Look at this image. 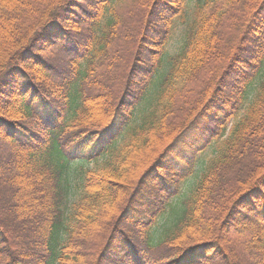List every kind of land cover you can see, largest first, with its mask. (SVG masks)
Instances as JSON below:
<instances>
[{
	"label": "trees",
	"instance_id": "trees-1",
	"mask_svg": "<svg viewBox=\"0 0 264 264\" xmlns=\"http://www.w3.org/2000/svg\"><path fill=\"white\" fill-rule=\"evenodd\" d=\"M185 1L117 0L95 34L111 0H0V264H264V77L214 156L194 147L263 65L264 0H195L150 110L114 143ZM104 155L59 241L71 162Z\"/></svg>",
	"mask_w": 264,
	"mask_h": 264
},
{
	"label": "rangeland",
	"instance_id": "rangeland-1",
	"mask_svg": "<svg viewBox=\"0 0 264 264\" xmlns=\"http://www.w3.org/2000/svg\"><path fill=\"white\" fill-rule=\"evenodd\" d=\"M117 0H111L110 4H108L105 14L103 17H101L98 21L97 24L93 26V30L95 34H100L101 30L104 29L107 20L112 18V6ZM195 0H186L184 5V9L182 14L176 15L173 17V21L171 22V25L168 30H165L163 37V51H162V58L160 60L161 66L158 68L157 73L155 74L154 77V82L150 85V88L147 90V93L145 96H143V102L136 108L137 111L135 113L133 121L127 123L124 125L122 128H120L119 131V126L114 125L112 127V131L117 130L119 132V135L115 139V144L116 146H119L123 144V142L127 139L128 137V132L130 129H132L135 125H137L140 121L142 116L145 115V113L150 110V106L155 100V96L158 93V84L161 82L160 80L164 78L166 72L169 69V58L175 53H177L182 45H183V40H182V35L183 31H185V28L187 27L185 21L189 19V16L192 11V6ZM60 57V56H59ZM81 61V59H80ZM264 77V61L261 69L259 70L258 73L254 74L253 77L248 81L249 83L247 84L245 91H244V96L243 100L239 104V107L237 110L232 114V117L227 119L224 122V131L222 134L217 135L216 137H208L207 139L201 138V141L195 144V148H201V152L197 154V157L203 156V160H208L214 154L216 153V147L223 141L224 137L228 134L231 125L233 122L237 121L240 117H242L246 107L249 105L248 103L251 102L254 99L256 89L258 87V84L260 83L259 81ZM34 110L35 112L41 114V115H46V109L42 105V102H39V100L34 101ZM219 133V132H217ZM8 148V147H7ZM86 155L88 153L86 152ZM105 155L102 156L101 158L98 159H90V160H75L71 162V170L69 173V178H70V195L67 198V202L63 208V215L61 219V226L58 229V240L62 241L66 236H67V229L71 228L72 224L74 223V204L78 201L77 199L80 197L82 194L83 188H81V175L83 171L87 169H97L99 170L101 168V163L103 162V159H105ZM199 167V166H198ZM197 165L194 166V169H198ZM196 171V170H194ZM190 181V180H189ZM185 181L183 182L182 186L180 187V195L182 191H185L188 188V185L184 184ZM24 200L27 202V205L29 206L34 205L35 201H31L29 198V190L28 187H24ZM176 201V200H175Z\"/></svg>",
	"mask_w": 264,
	"mask_h": 264
}]
</instances>
